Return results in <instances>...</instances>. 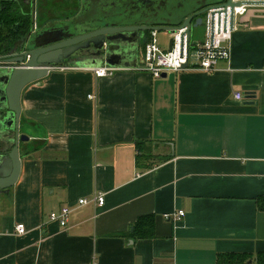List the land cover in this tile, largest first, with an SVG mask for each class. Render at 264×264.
<instances>
[{"label": "crops", "instance_id": "obj_1", "mask_svg": "<svg viewBox=\"0 0 264 264\" xmlns=\"http://www.w3.org/2000/svg\"><path fill=\"white\" fill-rule=\"evenodd\" d=\"M71 62L21 93L29 140L19 142L17 182L0 195V264H216L219 254L264 253V6L236 18L229 60L211 73L95 77L102 63ZM1 135L9 151L13 133ZM136 141L150 168L136 166ZM98 194L103 206H78ZM65 207V227L48 221ZM145 215L154 237H131Z\"/></svg>", "mask_w": 264, "mask_h": 264}, {"label": "water", "instance_id": "obj_2", "mask_svg": "<svg viewBox=\"0 0 264 264\" xmlns=\"http://www.w3.org/2000/svg\"><path fill=\"white\" fill-rule=\"evenodd\" d=\"M240 6H264V0H136L125 8L106 9L92 18L86 16L88 19L78 23L72 17L58 19L55 24L36 30L9 55L0 57V143H3L2 133H13L10 150L0 148V195H7L17 182L21 167L19 142L29 140L27 135L20 133L25 123L20 104L25 87L46 77L51 70L64 67L66 63L70 65L77 57L76 60H87L91 64L134 68L138 64L142 37L150 31L171 35L184 29L180 34V46L182 48L185 37L188 55L190 29L202 25V15L210 9H219L210 13L212 38L215 15L217 31L222 15L223 31H226L228 19V29L232 32L234 8ZM171 46L172 39H169V50ZM187 66L186 62L181 68L184 70ZM166 76L163 73L161 78ZM254 97V92L243 93L245 100Z\"/></svg>", "mask_w": 264, "mask_h": 264}, {"label": "built area", "instance_id": "obj_3", "mask_svg": "<svg viewBox=\"0 0 264 264\" xmlns=\"http://www.w3.org/2000/svg\"><path fill=\"white\" fill-rule=\"evenodd\" d=\"M249 6H240L234 8V24L237 17H242L246 13V9ZM219 9H210L202 19L203 25V40L201 42L189 43L188 55L185 50V37L183 39V46H180V34L184 31L176 30L172 33L169 39H172V46L169 50L167 48L161 49L157 45L156 32H147V36L142 45L140 60L134 68L128 70L145 72L153 78H160L163 73H179L184 71L181 66L187 62V68L193 71H200L204 73L214 72L217 68L219 61H228L230 57V40L231 32L228 29V19L226 31H223V16L220 19V30L217 31L216 15L214 19V31L211 38V17L210 13H215ZM187 59V61H186ZM193 60V63L191 62ZM115 69L106 65L101 67L91 68L95 77H103L110 75ZM89 99H94L93 95L88 96ZM234 99L241 100L242 96L239 93L234 94ZM92 202L97 206H103L104 196L102 194L95 195L90 201L86 199H80L78 206H82ZM71 210L69 207L60 209L59 211L50 212L48 215V221L50 223H57L60 227H65ZM184 213L178 211L176 213H166L163 215L165 220L176 221L182 217ZM14 231L17 235H23L26 233L24 224L18 223L14 227Z\"/></svg>", "mask_w": 264, "mask_h": 264}, {"label": "trees", "instance_id": "obj_4", "mask_svg": "<svg viewBox=\"0 0 264 264\" xmlns=\"http://www.w3.org/2000/svg\"><path fill=\"white\" fill-rule=\"evenodd\" d=\"M31 28L32 22L29 15L0 10V57L12 53L19 41L31 31ZM147 34H145V38ZM21 118L25 120L23 117ZM33 144L34 150H37L35 147L38 146L37 143L33 142ZM144 145L142 141L134 143L135 163L137 167L147 169L151 167V164H146L150 160V156L145 152ZM260 208H264L263 204L260 205ZM153 219L152 215L138 217L132 227L131 237L136 239L154 237ZM216 264H264V253L257 252L253 255L246 253L219 254L216 257Z\"/></svg>", "mask_w": 264, "mask_h": 264}, {"label": "flooded vegetation", "instance_id": "obj_5", "mask_svg": "<svg viewBox=\"0 0 264 264\" xmlns=\"http://www.w3.org/2000/svg\"><path fill=\"white\" fill-rule=\"evenodd\" d=\"M132 1L136 2V0H0V10L29 15L32 28L26 37L19 41L17 44L19 46L36 30L45 29L55 24L58 19L72 17L78 23L88 19L86 16L92 18L106 9L125 8ZM78 14L81 16H77Z\"/></svg>", "mask_w": 264, "mask_h": 264}, {"label": "rangeland", "instance_id": "obj_6", "mask_svg": "<svg viewBox=\"0 0 264 264\" xmlns=\"http://www.w3.org/2000/svg\"><path fill=\"white\" fill-rule=\"evenodd\" d=\"M203 17H204V15H202V18ZM203 31H204L203 25L197 26L195 28H191L190 29V42L203 40ZM145 34L143 37H145ZM169 37H170V34L168 32H162V31L156 32V41H157L158 47H160L161 49L167 48V45L169 42ZM144 41L145 40L143 39L142 43ZM191 62L193 63V60H191ZM2 195H4V194H2Z\"/></svg>", "mask_w": 264, "mask_h": 264}]
</instances>
